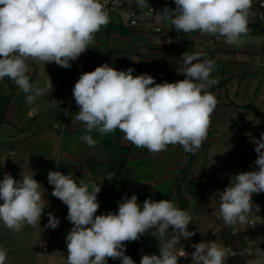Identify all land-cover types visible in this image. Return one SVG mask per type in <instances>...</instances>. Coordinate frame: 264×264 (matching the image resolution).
<instances>
[{"label": "clouds", "instance_id": "obj_1", "mask_svg": "<svg viewBox=\"0 0 264 264\" xmlns=\"http://www.w3.org/2000/svg\"><path fill=\"white\" fill-rule=\"evenodd\" d=\"M108 3L109 0H0V81H13L25 93V102L34 104L45 89L30 82L31 68L27 61L44 65L54 62L70 68L95 43V34L110 23ZM136 3L141 9L150 7L149 0ZM174 3L171 15L167 7L162 12L178 33L198 31L202 35L224 37L228 45L239 47L243 43L241 38L249 32L253 0H174ZM128 18L129 14H125V19ZM202 56L200 52L183 53L177 74L185 78L173 83H157L147 73L134 76L135 69L117 70L108 63L82 73L72 89L79 107L72 123L84 124L89 133L96 130L108 134L118 129L126 141L146 148L152 155L166 151L169 145H180L186 153L195 154L207 139L210 117L218 104L208 91L218 83L210 78L214 61ZM52 87L49 78L47 88ZM81 140L89 147L97 144L91 135H84ZM252 142L256 145L254 163L258 170L232 176L223 191L218 190L210 197L211 205L219 204L217 218L230 227L247 224L253 211V194L264 193V133ZM33 177L25 174L16 180L4 173L0 180V221L15 232L21 231L25 224L40 226L47 206L39 190L41 184ZM104 179L111 181L113 175L108 173L100 183H85L77 182L71 172L67 175L48 172V184L53 186L51 195L67 206L66 219L72 224L66 234V264H107L108 259L135 264L125 254V244L139 240L150 229H155L158 235L159 255L144 254L140 264H178L181 257L188 256L180 244L181 237L188 239L195 235L189 230L192 217L187 211L171 199L147 198L140 204L133 194L118 202L117 212L97 215L98 194ZM47 215L44 228H57L59 218L51 212ZM170 228L172 236L165 239ZM192 247L195 249L191 253L192 264H227L228 258L236 255L230 247L216 241H201ZM7 253L6 248L0 247V264H6ZM249 264L262 262L249 261Z\"/></svg>", "mask_w": 264, "mask_h": 264}, {"label": "crops", "instance_id": "obj_2", "mask_svg": "<svg viewBox=\"0 0 264 264\" xmlns=\"http://www.w3.org/2000/svg\"><path fill=\"white\" fill-rule=\"evenodd\" d=\"M149 3L156 6L154 14L141 12L134 4L139 20L134 27L130 15L125 19L127 12L109 11L110 23L95 34V43L70 68L28 60L30 82L45 89L34 104L25 102V93L13 81H0V172L34 175L47 202V222L49 212L60 220L57 228L47 229L48 239L61 242L66 255V234L72 224L66 219L67 206L51 195L50 170L65 175L71 172L77 182L85 183H100L111 173L113 179L101 184L97 215L117 212L125 195L136 194L140 204L147 198L171 199L180 209L183 200L192 217L189 230L195 232L188 239L181 237L184 250H193L197 241H216L236 253L227 264H244L249 222L225 225L216 215L219 204L211 205L210 197L229 185L232 175L218 168L238 152V145L242 148L249 142L248 131L264 115V0H253L249 32L239 47L228 45L224 37L198 31L178 33L162 12L167 7L171 15L174 0ZM253 25L259 28H250ZM185 52H200L202 59L214 61L210 78L218 81L208 89L218 104L210 117L207 139L195 154L186 153L180 145H169L166 151L152 155L126 141L118 129L108 134L89 133L84 124L72 123L79 111L72 89L82 73L108 63L117 70L133 68L134 76L147 73L157 83H173L185 78L177 74ZM49 78L52 89L47 88ZM84 135H91L97 144L89 147L81 140ZM171 236L170 228L165 239ZM125 249L135 264H140L144 254L159 255L156 230L127 242ZM107 264L121 262L108 259Z\"/></svg>", "mask_w": 264, "mask_h": 264}, {"label": "rangeland", "instance_id": "obj_3", "mask_svg": "<svg viewBox=\"0 0 264 264\" xmlns=\"http://www.w3.org/2000/svg\"><path fill=\"white\" fill-rule=\"evenodd\" d=\"M261 133H264V115L259 123L248 131L249 142H246L242 148L241 145H238L236 150L238 152L225 159V164L218 169L230 173L232 176L240 172L258 170L254 163L257 158L256 145L252 141L259 139ZM8 174L16 180H20L25 175L21 172ZM3 175L4 172H0V180L3 179ZM252 200L254 204L253 211L248 216L250 233L245 244L244 264L256 260H260L264 264V193L253 194ZM255 205L259 207L258 212ZM46 224V208L40 226L32 227L25 224L19 232L6 228L0 221V247L8 250L6 264H66L67 255L64 253V247L61 242L48 239V231L44 228ZM185 251L188 256L181 257L178 264H192L191 253L195 249Z\"/></svg>", "mask_w": 264, "mask_h": 264}, {"label": "built area", "instance_id": "obj_4", "mask_svg": "<svg viewBox=\"0 0 264 264\" xmlns=\"http://www.w3.org/2000/svg\"><path fill=\"white\" fill-rule=\"evenodd\" d=\"M134 4L137 5L136 0H109V3L107 5L108 11H112V10H122L127 12L130 17H131V21H130V26L134 27L138 24L139 20H138V15L137 12L135 11V7ZM150 7L148 8H139L138 6V10L145 11V12H149L151 14H154L156 12V6L152 5L151 3H149Z\"/></svg>", "mask_w": 264, "mask_h": 264}, {"label": "trees", "instance_id": "obj_5", "mask_svg": "<svg viewBox=\"0 0 264 264\" xmlns=\"http://www.w3.org/2000/svg\"><path fill=\"white\" fill-rule=\"evenodd\" d=\"M135 11H137V10L135 9ZM250 28H259V27L257 25H253V26H250ZM178 195L180 196V198L182 197L181 192L179 190H178ZM182 209L187 211L185 201H183V200H182ZM197 243H199V241H197Z\"/></svg>", "mask_w": 264, "mask_h": 264}]
</instances>
